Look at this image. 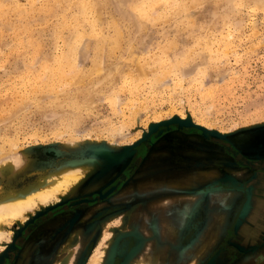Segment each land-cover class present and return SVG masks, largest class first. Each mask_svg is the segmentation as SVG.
Wrapping results in <instances>:
<instances>
[{
	"label": "rangeland",
	"instance_id": "obj_1",
	"mask_svg": "<svg viewBox=\"0 0 264 264\" xmlns=\"http://www.w3.org/2000/svg\"><path fill=\"white\" fill-rule=\"evenodd\" d=\"M80 1L0 0V159L14 154L18 159L0 172V194L36 183L68 163L91 161L96 167L60 202L66 203L103 191L135 154L148 152L107 199L62 211L26 236L23 226L57 204L37 210L23 225L10 223L11 240L0 248V254H9L4 264H88L96 249L104 251L102 264H264V241L252 249L230 246L232 233L224 239L230 225L213 223L220 219L207 221L202 212L178 217L177 208L185 203L215 207L222 215L239 190L205 194L196 190L199 180L197 187H180L184 176L198 172H177L175 163L177 156H206L196 148L202 139L226 142L249 156L264 153V0H91L99 4L98 16L87 18ZM155 3L159 19H145L140 9ZM75 28L101 37L119 31L123 43L113 50L116 56L108 54L107 74L99 76L93 72L92 38L77 57L84 81L74 85L78 76L72 73L58 83L51 73L65 60ZM166 54L182 62L190 55L197 70L184 81L169 74L155 92L154 78L171 70ZM62 72H69L67 64ZM51 88L59 90L58 97ZM168 122L175 129L159 138L150 130ZM72 137L80 141L68 145ZM128 147L130 157L105 165L101 150L117 154ZM232 173L242 182L240 173ZM227 248L234 251L218 262Z\"/></svg>",
	"mask_w": 264,
	"mask_h": 264
},
{
	"label": "bare ground",
	"instance_id": "obj_2",
	"mask_svg": "<svg viewBox=\"0 0 264 264\" xmlns=\"http://www.w3.org/2000/svg\"><path fill=\"white\" fill-rule=\"evenodd\" d=\"M159 1V0H157ZM162 1V0H161ZM164 1V0H163ZM162 1V2H163ZM201 1V0H200ZM82 2V1H80ZM141 2V1H140ZM148 2V1H147ZM143 3V2H142ZM167 3L168 2H164ZM97 3H92L91 0H83L82 2V9L84 11V16L85 18H87V16L89 14H93L95 13L96 11L98 12V10H96L98 8ZM147 4V3H146ZM157 4V6H156ZM161 4V3H159ZM197 4V3H196ZM220 4V3H219ZM264 4V2L262 3ZM136 5H138L136 3ZM135 5V7H136ZM169 6L171 4H168ZM218 5V4H217ZM221 5V4H220ZM178 6V5H177ZM183 6V5H182ZM181 6V7H182ZM219 6V5H218ZM155 7H158V3H155V5H150L148 7H144L142 9H140V12L142 13L143 17L145 19H150V20H153L155 19L154 16H157L158 15V12L157 14L155 13ZM100 8V7H99ZM185 7H183V10ZM96 10V11H95ZM157 10V9H156ZM188 10V9H187ZM138 11V10H137ZM96 12V14H97ZM100 13V12H99ZM189 13V12H187ZM160 14V13H159ZM163 15V14H162ZM173 15V14H172ZM96 16V15H95ZM98 16V14H97ZM160 16V15H159ZM159 16L158 19H159ZM171 16V15H170ZM156 17V18H157ZM84 18V20H85ZM95 18V17H94ZM99 18V17H97ZM191 18V17H190ZM91 19V18H90ZM96 19V18H95ZM94 19V21H96ZM144 19V20H145ZM168 19V18H167ZM98 20V19H97ZM156 20V19H155ZM167 21V20H166ZM93 22V21H92ZM99 22V21H97ZM113 22H114V19H113ZM90 23H91V20H90ZM116 23V22H115ZM98 24V23H96ZM82 25V24H81ZM91 25V24H90ZM149 25V24H148ZM92 26V25H91ZM95 26V25H94ZM93 26V27H94ZM86 27V25H85ZM88 27V26H87ZM184 27V26H183ZM81 28V27H80ZM79 28V29H80ZM119 28V27H118ZM182 28V27H180ZM78 28H75V35L72 39V42L69 43L68 45V53H66L67 55L65 56V60L61 61L63 62L65 65L67 64L68 65V69H69V72L67 73H60L64 64L62 63L61 67H56L55 70L58 72V73H54V71L51 73L53 74V77L52 79L55 80H58V83L61 82L59 80H63V79H70L69 77H71L70 75L73 73L77 74L78 78L73 81L75 84L74 85H79L80 81H84L83 79H85V77L83 76V72H82V69H79V64H77V57L80 53H84V51H87L88 47H89V42L91 41L92 38H95L96 39V43H95V56L94 58L92 59V65H93V72H95L97 75L99 76H104L102 75L103 73H106V71L104 70L105 67L108 65V64H105L106 66L103 67L104 63H106L108 57L110 58L111 56V53L116 56L115 54V49L118 50L119 47L121 46H118V43L119 41H122L121 38H122V33L120 35V32L117 31V34H115L114 37H101L99 35H97L95 33V30H94V33H90L88 35H86V33L84 34L83 32H79L77 30ZM145 29V28H144ZM82 30V29H81ZM83 31V30H82ZM100 33H102L101 31H99ZM184 32V31H183ZM116 33V32H115ZM102 35V34H101ZM121 37V38H120ZM123 39V38H122ZM119 40V41H118ZM123 43V42H122ZM122 43L120 45H122ZM117 46V47H116ZM172 49V48H171ZM116 50V51H117ZM119 51V50H118ZM170 51V50H169ZM86 54V53H85ZM108 54H110L108 56ZM190 54V53H189ZM87 55V54H86ZM197 55V54H196ZM136 56V55H135ZM200 56V55H199ZM166 57H168V61H169V65L171 67V70L168 69V70H165V71H168L167 74L166 72H163L162 70H159V71H162V73H164V75H161V77L158 79L154 78V81H153V84H154V88H155V92L158 91L160 89V87H162L164 84H165V78H170L169 77V74L171 73H177L179 74L178 76H180V79L182 81L186 80V78H192V76L195 75V70H193V68L195 66L191 65L193 63H190V59L192 57L187 56L189 57L188 60H183L182 61H173L171 60L170 56H168L166 54ZM165 57V58H166ZM196 57V56H195ZM198 57V55H197ZM196 57V58H197ZM80 58V57H79ZM85 58V57H84ZM62 59V57H61ZM61 59H58V60H61ZM111 59V58H110ZM167 59V58H166ZM194 59V57H193ZM109 60V59H108ZM134 60V59H133ZM198 60V59H197ZM110 61V60H109ZM112 61V60H111ZM136 61V59H135ZM162 61V60H161ZM194 62V60H192ZM60 63V62H59ZM108 63V62H107ZM111 63V62H110ZM136 63V62H134ZM162 63V62H161ZM120 65V64H119ZM129 65V64H128ZM162 65H164L162 63ZM191 65V66H190ZM196 65V64H195ZM124 66V65H123ZM132 66V65H131ZM130 66V67H131ZM136 66L139 68V66L136 64ZM118 67V66H117ZM160 67V66H158ZM67 68V67H66ZM65 68V69H66ZM120 68V67H118ZM164 68V67H163ZM140 69V68H139ZM139 69H137L138 73H142L141 72V69H140V72H139ZM160 69V68H158ZM49 70V69H48ZM67 70V69H66ZM110 70V69H109ZM108 70V72H109ZM119 70V69H117ZM68 71V70H67ZM115 71V70H114ZM145 71V70H144ZM147 71V70H146ZM92 72V73H93ZM116 72V71H115ZM119 72V71H118ZM151 72H156V71H151ZM112 73V71H111ZM114 73V72H113ZM117 73V72H116ZM157 73V72H156ZM161 73V72H160ZM94 74V73H93ZM92 74V75H93ZM107 74V73H106ZM45 75L47 76V72L45 73ZM44 75V76H45ZM81 75V76H80ZM92 75H87L89 77H91ZM95 75V74H94ZM117 75V74H116ZM115 75V77H116ZM43 76V77H44ZM45 76V77H46ZM158 76V75H157ZM155 76V77H157ZM164 76V78H163ZM44 77V79H45ZM109 77V76H108ZM114 77V78H115ZM154 77V76H153ZM176 77V76H175ZM72 78V77H71ZM83 78V79H82ZM113 78V79H114ZM187 78V79H188ZM43 79V78H42ZM75 79V78H74ZM81 79V80H80ZM107 79V78H106ZM161 79V80H160ZM164 79V81H163ZM47 80V78H46ZM50 80V79H49ZM67 80H65L64 82H66ZM68 82V81H67ZM135 83V81H133ZM44 83V82H43ZM128 83V81H127ZM72 84V83H71ZM82 84V83H81ZM113 84V82H112ZM54 85V84H53ZM203 85V84H202ZM129 86V85H127ZM166 86V85H165ZM54 87V86H53ZM164 87V86H163ZM169 87V86H168ZM52 91H55L51 88ZM50 90V91H51ZM129 90V89H128ZM59 91V90H58ZM58 91H55L54 95L55 97H58V95L60 93H56ZM51 93V92H50ZM100 93V92H99ZM50 96V95H49ZM54 97V96H53ZM118 97L116 96V99L113 100V102L115 101V106L118 107L119 103L118 102ZM122 102V101H121ZM22 105V104H21ZM39 105V104H38ZM24 106V104H23ZM71 106V105H70ZM70 106H68L69 110L71 109ZM92 106V105H91ZM72 109H73V106H71ZM71 109V110H72ZM120 109V108H119ZM132 109V108H131ZM76 110V109H75ZM115 110V109H114ZM133 110V109H132ZM117 112L120 110H116ZM131 114V113H130ZM77 126V125H76ZM76 128L75 125L73 127V129ZM72 129V131H73ZM77 129V128H76ZM75 130V129H74ZM78 131V130H76ZM75 131V133H77ZM119 133V132H118ZM80 141V139H76L75 137H72L70 138L69 142H67L68 145H71L70 143H78ZM115 144V143H114ZM75 145V144H74ZM116 145V144H115ZM73 146V145H72ZM15 154L12 156L10 155L7 159L8 161L3 158L0 159V162H4L7 163L5 165L2 164V167L0 168V172L2 173V169H5V168H8L9 166L12 165V162L14 163H17L18 159L14 160ZM14 158V159H13ZM13 159V160H11ZM4 160V161H2ZM11 160V161H10ZM97 164V163H96ZM95 164V165H96ZM98 165V164H97ZM4 167V168H3ZM96 166H94L93 163H91V161H88V162H71V163H68L67 165L61 167L59 170L55 171V173H52V174H49V175H46L44 176L42 179H40L39 181H37L36 183H33V184H30V185H27L21 189H18L14 192H8L7 194L5 193L4 195L0 194V248L1 249H5V247H3V243L2 241L5 240V241H10L11 240V235L9 234V231H8V226L10 225V223H13V222H17L21 225L25 224L29 219H31L34 214L37 212V210L39 209H42V210H46V208H49L50 206L52 205H56L58 203H60L61 201H63L65 198L69 197L70 196V190H75L84 180L85 178L89 175V173L92 171V169H94ZM13 169V168H12ZM10 171V170H9ZM11 172V171H10ZM4 173V172H3ZM5 175V174H4ZM66 200V199H65ZM69 201V200H68ZM65 202V201H64ZM44 212V211H43ZM37 215V214H36ZM110 237V236H109ZM74 254V253H73ZM75 255V254H74ZM103 256H104V251H100L99 249H96L91 257H89V261L87 262L88 264H102V261H103ZM72 257V255H71ZM105 257V256H104ZM70 260V259H69ZM104 263V261H103ZM68 264H73L72 261L69 262ZM128 264V263H127ZM131 264V263H130Z\"/></svg>",
	"mask_w": 264,
	"mask_h": 264
},
{
	"label": "water",
	"instance_id": "obj_3",
	"mask_svg": "<svg viewBox=\"0 0 264 264\" xmlns=\"http://www.w3.org/2000/svg\"><path fill=\"white\" fill-rule=\"evenodd\" d=\"M171 124H172V122H170V123L168 122V123L163 124L164 126H161L159 128H158V125H154L150 130L153 131V129H154V133H157L158 134L157 138H159L161 135L175 129V128H172L170 126ZM193 132L199 134L198 131H193ZM205 138L207 140L210 139V137H207L206 134H205ZM154 142L155 141L152 140L149 143V147L147 150L151 149ZM132 152H133V150H131V148L128 147L125 150H123L122 152L117 153V154H112L106 150H101L100 154H101L102 158L104 159V163H106L105 165L111 166L113 164L117 165V163L122 161L123 160L122 158H124L123 155L130 157L132 155ZM147 152L148 151H146L142 155L141 154H135L134 158H132V160L128 164L127 168L125 169L124 172H122V174L119 176V178L115 182H113V184H110V186H108L103 191L98 192L94 195H90V196L87 195V196H83L80 198H76V199L70 200L69 202H66V203L62 202L60 204H57L56 206H53V207L47 209L45 212L38 213L36 216H34L31 220H29L23 226V228H24L23 231L25 232L24 233L25 236H26V234H29L33 229H35L41 222L47 220L48 218H50V217H52V216H54V215H56L62 211L69 210L71 208L81 206V205H89V204L107 199L109 196H111L119 188V186L122 184V182L127 180V178L138 168V166L142 163L143 159L145 158ZM243 161L249 166L256 167V168H264V162L263 161H252V160H247V159H243ZM256 184H257V181L237 182L236 180H234L233 176L226 174L223 177L218 178L214 182L207 183V184L203 185L202 187H200L196 190L206 194L209 191L219 190L222 188H229V189H236V190H244V191H247L249 193V190L252 189V186H254ZM252 204L253 203L251 202V198L249 197V199L245 201L244 205L241 206V208L238 210L237 216H236L234 224H233L232 234L229 237V240H228L229 243H227V245H230V246L235 245L238 248H243V249H252L264 241V239H262L261 241L253 240L251 242H248V240L236 239V234L243 228V224L251 212V209H252L251 205ZM260 207H261V209H260L261 214L257 216V219L253 220V224L256 228V231H250L249 233L257 234L259 231H261L262 233L264 232V203L263 202L261 203ZM244 231H246V230L244 229ZM234 232L236 234H234ZM246 234H248V231H246ZM24 239H25V237L21 238V240L19 239V241H22ZM227 245H225L224 247H226ZM17 249H19V248H17ZM12 254H13V252H12ZM13 255H15V254H13ZM16 255L14 257H16ZM8 259H9V254L6 253V251H3L0 254V264H4V262Z\"/></svg>",
	"mask_w": 264,
	"mask_h": 264
},
{
	"label": "flooded vegetation",
	"instance_id": "obj_4",
	"mask_svg": "<svg viewBox=\"0 0 264 264\" xmlns=\"http://www.w3.org/2000/svg\"><path fill=\"white\" fill-rule=\"evenodd\" d=\"M202 140L203 141L201 143H196V148H198V150H205V152H207L206 156L198 159H192L188 155L177 156L175 163L177 165H180L179 167L181 168L183 167L189 168L190 163L193 164L192 166L199 165L200 163L203 167L206 165L217 166L222 169H230L232 170V172L240 173L242 178H238V179H240L242 182L249 181V177H251L253 181H257V184L252 186V189L249 190V193L244 190H239V193L232 202L230 208H228L230 226L226 230L225 233L226 235L224 239H226L232 233L233 224L237 216L238 210L241 208V206L244 205L245 201L248 200L250 197L251 202L253 203L251 205L252 206L251 212L248 218L246 219V221L244 222L243 228L237 234L235 232L234 234H236V239L248 240V242H251L253 240L261 241L262 239H264V232L262 233L261 231H259L257 234H253L249 232L256 231V228L253 224V220L257 219V216L261 214L260 205L262 202L264 203V168H256L249 166L243 161V159L264 162V153L257 152L258 154L249 156L248 154H245L241 148L238 149L236 147L233 148L231 145H228L226 142L212 143L204 139ZM176 171H178V169ZM232 172H222V173H229V175L232 176L233 175ZM244 229L248 231V234H246V231H244ZM217 251L218 248L211 254V256L215 255ZM223 251L222 253H219L217 255L218 262L222 261V259L226 258L227 255L231 251L233 252L234 250L227 248Z\"/></svg>",
	"mask_w": 264,
	"mask_h": 264
},
{
	"label": "crops",
	"instance_id": "obj_5",
	"mask_svg": "<svg viewBox=\"0 0 264 264\" xmlns=\"http://www.w3.org/2000/svg\"><path fill=\"white\" fill-rule=\"evenodd\" d=\"M203 158V157H201ZM169 172V171H168ZM177 172H198L197 174H195L194 176H184V178L181 180V182L183 183H180L181 185H178L180 187H186V186H196V182L197 180L199 181H203L198 187H202L203 185L206 184L205 181H212V180H217L218 178H221L223 177L224 175H226L227 173H220V175H217L215 172H232V170L230 169H222V168H219L217 166H202L201 163L199 165H194L193 168H181L179 167L178 168V171ZM211 173V174H210ZM212 173H214L212 175ZM214 177V178H213ZM192 179V180H190ZM208 181V182H209ZM197 187V186H196ZM232 192V189H229V188H222V189H219V190H213V191H209L211 193H218V192ZM208 201V199H207ZM180 207V208H179ZM177 208V214H178V217H184V216H189L190 214L193 215V216H196L197 213L199 214L200 212H202L201 214L205 216V213L207 215V221L209 219H220L219 221L217 220H214L213 223L214 224H217L219 223L221 226H228L230 225V221H229V211H228V208L227 207H223V214L224 216L222 217L221 215V212L218 211L215 209V207H211V209H207V208H197V206L195 205H190L189 203H185V204H182V206H179ZM210 208V207H209Z\"/></svg>",
	"mask_w": 264,
	"mask_h": 264
}]
</instances>
